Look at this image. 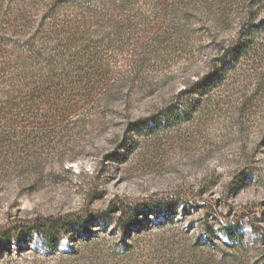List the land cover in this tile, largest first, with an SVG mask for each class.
<instances>
[{
  "label": "rangeland",
  "instance_id": "rangeland-1",
  "mask_svg": "<svg viewBox=\"0 0 264 264\" xmlns=\"http://www.w3.org/2000/svg\"><path fill=\"white\" fill-rule=\"evenodd\" d=\"M164 2L0 0V20L17 18L6 32L15 25L21 33L1 46L0 61L22 68L13 41L21 46L28 39L56 56L51 49L65 36L63 25L79 39L61 48L63 57L80 54L61 71L74 90L70 97L39 102L35 115H6L13 123L0 129L18 135L0 148V264H189L181 262L203 246L205 223L224 251L219 221L234 219L245 240L258 239L250 226L264 228V30L252 37L254 52L217 86L196 100L183 91L240 41L237 29L249 11L254 21L264 19V0H207L187 13H170ZM35 69L28 70L38 75ZM9 85L0 82V91ZM168 110L179 118L156 133L127 129L130 121ZM167 199L175 215L141 216L147 223L141 229L123 232L116 212L102 214L112 202ZM67 214L89 222L80 233L63 234L55 251L24 232L37 217ZM252 247L236 259L212 252L210 261L264 264L260 242Z\"/></svg>",
  "mask_w": 264,
  "mask_h": 264
},
{
  "label": "trees",
  "instance_id": "trees-1",
  "mask_svg": "<svg viewBox=\"0 0 264 264\" xmlns=\"http://www.w3.org/2000/svg\"><path fill=\"white\" fill-rule=\"evenodd\" d=\"M232 1L236 2L237 0ZM198 2L206 3L207 0H166L164 5L169 9L170 13H176L178 8H182L184 12L187 13L189 12L188 9L193 6V3ZM252 3H254V0H252ZM47 12L48 13L43 15V18L45 19L51 17V11L49 10ZM249 12L250 15L248 13L246 14L247 18L245 19V22L240 23L237 29L236 38L240 41H237L233 45L229 46V48L226 49L224 53L219 56V58L215 59L216 65H214L210 74L205 79L195 82V84L189 89L184 90V96L196 100L197 94H204V92L209 88L217 86V84H219L225 78V73L230 68L234 67L239 59L245 57L246 54L254 52L256 48L252 37L263 32L264 19L256 22L254 21L255 19L252 15V12ZM13 21L17 22V18H14L13 20L7 17L3 20H0V49L4 44H9L10 42L12 43L11 39L14 37V35L19 36L21 34L17 31L18 29L15 28V25L11 29L13 30V34L9 35L6 32V28H4L5 25L12 27ZM65 28L66 26L63 25L60 27V29H58V31L65 36L62 39L57 40L52 48L53 50L51 49L52 52H57L56 56L50 55V48L39 45L36 46L35 44L30 43V39H28L23 41L21 46L16 45L17 42L15 43L13 41V54L17 55L23 60L24 65L22 68L21 65L19 68H15V65L10 63V61H0V82L4 83V81H8L10 84L8 89H5V91H0V113H2V117H0V129L1 127L2 129H6V126H9L13 123L10 118H6V115L14 114V112L35 115L34 113L39 110L37 108L39 102L53 101L55 105L58 100L61 99V96L70 97L69 95H71L74 91L72 90V92H70V79L67 74H65V77L61 71H63L64 63L68 62L67 60L71 59L72 62L77 61V57H80V54H78V52L74 53L73 55L67 54L68 59L66 60L63 57V55L65 56L66 54L65 52L64 54L61 52L63 50L61 48H65L68 45L70 46L73 44V41L79 39L72 36L73 34H68L69 30ZM37 35L38 34H35L34 37ZM34 37L32 36V38ZM78 42L80 43L81 40ZM87 47L89 48V45ZM88 52L90 53L88 49L82 50V53H85V55H87ZM27 65L29 68L33 66L36 68L35 70L40 71L38 75L30 74L31 70H28L29 68H27ZM130 70L135 71L133 68H130ZM129 75H133L131 74V71ZM124 80L125 78L122 77L121 81ZM17 82L22 83L18 84ZM64 100L65 103L70 102L66 101V99ZM68 109L69 108H65V110ZM160 115H162L161 118L158 114L156 115L155 120H152L154 119L153 117H144L143 119L140 118L130 121L127 124V129L131 133L145 136L156 133L163 127L172 124L176 118H179V115H174L172 110L161 112ZM45 126L49 127V124L47 123ZM14 137H18V135L15 133L11 134L10 132H7L6 135H2L0 133V148L1 146L11 147L12 139ZM173 205L176 206L175 202L169 199L164 201L143 200L142 202L136 204L112 202L108 210L102 214L106 216L109 213L116 212L118 215H116L117 217L114 222L115 227H118L121 231L126 232L127 230L130 231L146 227L147 223L146 221H143L144 219L140 218L141 216L147 217V215H151L156 218V221L160 216L159 212H164L162 214H165L166 216L175 215V212H170L173 209ZM106 217L108 218L110 216ZM165 219L168 220L169 218H164V220ZM217 220L220 219L217 218ZM86 222H89L88 218L82 217L79 214H67L60 217L48 215L35 218L28 226H26L24 232L26 233L27 231L29 233H34L36 236H40L47 247L55 251L61 236H64L63 234L71 231L78 233L82 232V227L86 225ZM152 222L153 221L150 219L148 223ZM165 223L166 221L161 223L159 222L157 224L163 226ZM219 224L220 225L217 230L218 232H222L221 234L224 238V241L221 243V246L224 251L220 250V245L215 246V244H213L212 239L213 236L215 237L216 233L210 226H208L207 223H205L203 230H201L206 239H204L205 242L202 244L203 246L200 247L201 249L199 251H195L197 253H191L190 255L184 257L181 263L186 262L189 264H206L204 260V256H206V258L209 260L208 263L213 264L210 261V259L213 257L212 252L217 251L223 255L226 254L230 258L232 257L233 259H236L235 255L251 253L252 249L254 248L252 247L254 241H259L264 251V228L254 224L251 225L250 228L255 233H257L258 239L245 240L244 235L239 230L237 219L225 222L219 221ZM1 237L7 238V235L2 234ZM198 243L199 242L197 241L196 244L198 245ZM206 244L207 246H204ZM226 247L232 252L226 253ZM223 255H221V257H223Z\"/></svg>",
  "mask_w": 264,
  "mask_h": 264
}]
</instances>
